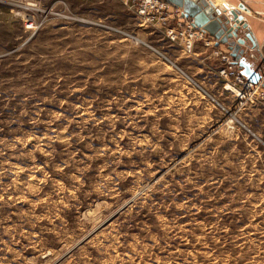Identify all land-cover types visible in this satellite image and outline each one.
I'll list each match as a JSON object with an SVG mask.
<instances>
[{"label":"rangeland","instance_id":"obj_1","mask_svg":"<svg viewBox=\"0 0 264 264\" xmlns=\"http://www.w3.org/2000/svg\"><path fill=\"white\" fill-rule=\"evenodd\" d=\"M213 64L122 0H0V264H264V104Z\"/></svg>","mask_w":264,"mask_h":264},{"label":"built area","instance_id":"obj_2","mask_svg":"<svg viewBox=\"0 0 264 264\" xmlns=\"http://www.w3.org/2000/svg\"><path fill=\"white\" fill-rule=\"evenodd\" d=\"M135 9L144 24H159L166 29V35L172 42L181 43L184 51L194 54L195 49L203 46L214 48L216 40L203 29L198 28L194 21L188 18L183 9L167 0H122ZM215 56L221 59L219 75L227 82L226 88L238 90L241 98L248 97L264 104V87L253 84L241 75L239 65L229 52L217 50Z\"/></svg>","mask_w":264,"mask_h":264},{"label":"water","instance_id":"obj_3","mask_svg":"<svg viewBox=\"0 0 264 264\" xmlns=\"http://www.w3.org/2000/svg\"><path fill=\"white\" fill-rule=\"evenodd\" d=\"M172 5L184 10L186 16L194 21V24L209 33L219 45H227L231 51L232 57L239 65L241 75L253 84H262L264 87V67L256 69V59L247 54L246 49L253 39L251 35L246 34L245 38H240L242 30H248L249 26L240 11L247 12L244 4H239L238 9L228 13H222L220 10H214L213 6L207 4L202 6V0H167ZM247 54V55H246ZM263 68V69H262Z\"/></svg>","mask_w":264,"mask_h":264},{"label":"crops","instance_id":"obj_4","mask_svg":"<svg viewBox=\"0 0 264 264\" xmlns=\"http://www.w3.org/2000/svg\"><path fill=\"white\" fill-rule=\"evenodd\" d=\"M212 1L215 5H217V7H215L221 10L223 13L237 10L239 4H244L247 7V12H240L244 16L249 29L242 30L239 37L245 38L246 34L251 35L254 45L248 41L247 46L242 47V49H246L247 54L250 55V57H254L256 59L255 63L257 70L261 69V67H264V0H210L209 2L212 6H214ZM219 3L221 4L219 5ZM217 49L222 50L223 52H229L231 54L229 47L222 44L211 49H199V47H197L195 49V53L193 54L194 58H203L204 60L206 59L212 60V62L214 61V68L211 70L216 74H218V69L220 67V59L214 55V51Z\"/></svg>","mask_w":264,"mask_h":264},{"label":"bare ground","instance_id":"obj_5","mask_svg":"<svg viewBox=\"0 0 264 264\" xmlns=\"http://www.w3.org/2000/svg\"><path fill=\"white\" fill-rule=\"evenodd\" d=\"M209 1H210V0H202V1H201L202 6H206L207 4H210ZM212 2H213V1H212ZM213 4H214V2H213ZM215 6L217 7V5L214 4L213 9H214V10H219V9H217ZM220 11H221V10H220ZM221 12H222V11H221ZM222 13H223V12H222ZM227 89H228V88H227ZM230 89H231V88H230ZM231 91H232V90H231Z\"/></svg>","mask_w":264,"mask_h":264}]
</instances>
